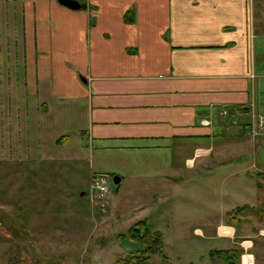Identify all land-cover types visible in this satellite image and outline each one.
Returning a JSON list of instances; mask_svg holds the SVG:
<instances>
[{"label":"crops","instance_id":"obj_1","mask_svg":"<svg viewBox=\"0 0 264 264\" xmlns=\"http://www.w3.org/2000/svg\"><path fill=\"white\" fill-rule=\"evenodd\" d=\"M76 1L0 2L9 116L56 162L132 158L136 222L169 264H264L261 3Z\"/></svg>","mask_w":264,"mask_h":264},{"label":"rangeland","instance_id":"obj_2","mask_svg":"<svg viewBox=\"0 0 264 264\" xmlns=\"http://www.w3.org/2000/svg\"><path fill=\"white\" fill-rule=\"evenodd\" d=\"M257 2L264 8V0ZM8 111L0 99V264H123L137 256L127 237L139 217L129 198L133 159L84 151L82 159L56 162L42 144L43 150L33 119L17 121ZM94 172L112 178L99 199L92 198ZM115 176L124 177L122 185ZM147 264L163 259L153 255Z\"/></svg>","mask_w":264,"mask_h":264},{"label":"trees","instance_id":"obj_3","mask_svg":"<svg viewBox=\"0 0 264 264\" xmlns=\"http://www.w3.org/2000/svg\"><path fill=\"white\" fill-rule=\"evenodd\" d=\"M2 0H0L1 2ZM246 207L238 208L232 213H228V216L236 217L237 214L246 211ZM264 209V206H263ZM129 243L136 248L137 256L131 257L129 260H125L123 264H147L150 256L158 255L163 259V264H169L163 254V245L161 237L158 233H152L146 226L144 221L136 222L130 229L127 235ZM219 258L228 263V252L220 251L217 253Z\"/></svg>","mask_w":264,"mask_h":264},{"label":"built area","instance_id":"obj_4","mask_svg":"<svg viewBox=\"0 0 264 264\" xmlns=\"http://www.w3.org/2000/svg\"><path fill=\"white\" fill-rule=\"evenodd\" d=\"M227 114V111L223 112ZM258 131L264 136V117H258ZM112 178L108 174L95 173L92 176V198H98L107 195L110 192V184Z\"/></svg>","mask_w":264,"mask_h":264},{"label":"water","instance_id":"obj_5","mask_svg":"<svg viewBox=\"0 0 264 264\" xmlns=\"http://www.w3.org/2000/svg\"><path fill=\"white\" fill-rule=\"evenodd\" d=\"M59 4L71 9V10H79L84 8L85 6L80 4L78 1L76 0H57ZM113 182L114 184H118L120 182V178L118 176H115L113 178Z\"/></svg>","mask_w":264,"mask_h":264}]
</instances>
